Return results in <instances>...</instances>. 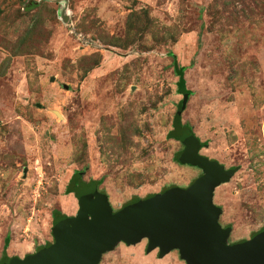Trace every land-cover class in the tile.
<instances>
[{
	"label": "rangeland",
	"instance_id": "rangeland-1",
	"mask_svg": "<svg viewBox=\"0 0 264 264\" xmlns=\"http://www.w3.org/2000/svg\"><path fill=\"white\" fill-rule=\"evenodd\" d=\"M174 62L181 124L237 168L213 195L226 244L264 228V0H0V264L53 244L55 212L77 216L78 172L114 213L203 174L172 137ZM148 243L98 264H186Z\"/></svg>",
	"mask_w": 264,
	"mask_h": 264
},
{
	"label": "water",
	"instance_id": "water-1",
	"mask_svg": "<svg viewBox=\"0 0 264 264\" xmlns=\"http://www.w3.org/2000/svg\"><path fill=\"white\" fill-rule=\"evenodd\" d=\"M188 97H184L181 115ZM185 145L178 160L200 168L203 174L187 189L170 188L146 199H134L114 213L105 193L75 190L80 209L75 218L54 219V243L24 259L7 264H98L102 254L118 242L133 245L142 238L147 251L159 249L163 256L179 251L186 264H264V228L250 240L226 244L231 228H220V208L213 203L215 189L230 180L237 168L225 169L200 155L202 145L192 133H180Z\"/></svg>",
	"mask_w": 264,
	"mask_h": 264
},
{
	"label": "trees",
	"instance_id": "trees-1",
	"mask_svg": "<svg viewBox=\"0 0 264 264\" xmlns=\"http://www.w3.org/2000/svg\"><path fill=\"white\" fill-rule=\"evenodd\" d=\"M174 68H175V71H176V74H178L179 78H180V89H181V93L184 97H188L190 95V93L186 90L185 88V81H184V77H183V72L185 70L184 67H181L179 66V64L177 62H174ZM173 126H174V132L172 133V137H174L175 139L179 140V137L178 135L180 133H191V131L186 128V127H183V125L181 124L180 122V117L177 116V114L175 115V119H174V122H173ZM178 157V156H177ZM81 172H78L74 175V177L72 178L69 186H68V192H73L76 190L77 187L80 186V184H82V181H81ZM92 183H95L97 186H98V183L96 182H92ZM167 189V188H166ZM164 189V190H166ZM163 190V191H164ZM55 217L56 216H59L60 218H64V216L60 213V212H55ZM54 217V219H55ZM10 258H4L3 260H8L9 261Z\"/></svg>",
	"mask_w": 264,
	"mask_h": 264
}]
</instances>
